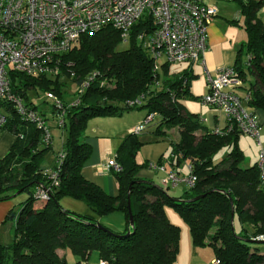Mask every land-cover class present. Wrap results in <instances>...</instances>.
Returning a JSON list of instances; mask_svg holds the SVG:
<instances>
[{"label":"trees","instance_id":"obj_1","mask_svg":"<svg viewBox=\"0 0 264 264\" xmlns=\"http://www.w3.org/2000/svg\"><path fill=\"white\" fill-rule=\"evenodd\" d=\"M233 1L245 15L248 35L234 67L246 80L242 55H252L247 68L253 79L246 88L250 93L246 103L264 109V21L258 16L264 0ZM154 28L151 16L145 15L132 27L125 49L118 48L124 41L121 31L111 25L85 33L74 47L58 55L59 70L55 77L10 72L12 92L21 94L34 107L38 106L29 95L30 90H52L63 99L61 75L71 76L78 86L93 73L97 75L80 96V103L66 110L61 128L65 134L61 151L65 156L60 183L52 188L48 199H38L35 187L52 183L48 173L51 168L43 166L51 145L44 141L41 129L34 123L21 121L13 105L4 101L11 115L2 129L14 132L17 141L0 158V201L18 191L27 192L28 197L18 213H10L16 219L14 238L7 245L0 241V264H70L60 252L65 249L79 255L81 260L97 251L101 259L112 264H174L180 249L181 228L168 217L167 206L176 208L184 218L193 244L212 247L220 264H264L262 243L251 240L264 233V188L258 160L246 166V155L239 143L242 133L236 127L224 134L215 133L202 124L199 114L186 109L183 97H202L190 90L191 70L167 78L165 87L159 89L161 74L155 70L154 57L138 41L141 32ZM170 64L164 63L166 73ZM137 98L142 103L130 105ZM52 109L55 112L53 105ZM133 109H146L147 114L155 112L159 117L158 134L164 133V127L179 128L180 140L173 142L170 154L160 157L156 164L164 165L165 158L175 171V167L189 160L198 180L186 198L172 196L168 191L171 186L139 176L147 164L136 159L142 145L136 133L125 137L115 156L122 166L121 171L111 172L119 182L117 195L108 194L82 173L92 154V145L85 140L88 122ZM223 149L227 151L217 159ZM198 195L200 198L189 200ZM65 196L84 201L95 215L65 209L61 205ZM115 211L125 215L123 231L98 219Z\"/></svg>","mask_w":264,"mask_h":264},{"label":"built area","instance_id":"obj_2","mask_svg":"<svg viewBox=\"0 0 264 264\" xmlns=\"http://www.w3.org/2000/svg\"><path fill=\"white\" fill-rule=\"evenodd\" d=\"M218 14V6L208 0H0V128L10 121L11 112L4 103H11L21 121L31 122L43 131L44 141L52 145L49 116L60 129L64 125L66 110L80 103V96L93 82L97 73L78 86L72 103H66L54 91L45 96L52 101L55 112L46 114L40 107H34L21 94L11 90V71L30 76L54 75L59 67L56 58L60 53L74 47L85 33H93L106 25L121 31L128 41L132 27L145 15H150L155 28L143 31L138 41L147 48L159 71V60L165 55L166 61L202 62L208 48V27ZM249 65L252 55L247 56ZM245 78L235 67H221L215 76L208 73V91L202 101L223 111L228 124L223 129H214L224 134L237 128L242 134L254 138L260 147L258 168L261 185L264 188V144L261 137V123L256 115L245 106L246 98L238 93L244 86ZM137 98L130 105L141 104ZM49 115V116H48ZM156 118L155 112L148 113L133 129L139 134ZM19 136L23 138V134ZM61 151L56 158V167L48 170L51 185L35 187L38 199H48L53 187L60 183L59 174L64 160ZM156 168H164L153 163ZM103 169L106 172L121 171L122 166L115 157ZM198 178L189 166L186 176L170 171L163 178L164 186H176L185 182L189 188L196 185ZM264 241V233L256 237ZM96 264H112L100 259ZM210 264H220L214 258Z\"/></svg>","mask_w":264,"mask_h":264},{"label":"crops","instance_id":"obj_3","mask_svg":"<svg viewBox=\"0 0 264 264\" xmlns=\"http://www.w3.org/2000/svg\"><path fill=\"white\" fill-rule=\"evenodd\" d=\"M208 1L215 3L218 6V14L208 27V48L205 54V64L199 61H188L189 67L187 69L191 70V73L194 75L196 70L195 64H201L205 72L206 84H208V73L211 76H215L217 70L221 67H234L240 47L248 39V35L244 27L245 15L241 13L240 7L236 1ZM258 16L262 19V21H264V5L258 10ZM196 75L199 74L195 73V76ZM248 87L249 84L247 85L245 81L244 86L238 89V93L244 98L247 96L246 88ZM196 96H203V94ZM205 106L206 107L203 113L195 112L199 114L202 124L209 130L225 128L228 124L226 114L223 111L207 104ZM245 106L256 115L261 123L262 129V127H264V109L250 107L247 105L246 100ZM38 107H40L46 114L53 112L52 107ZM146 114V109H133L126 110L119 116L96 117L88 122L85 140L92 145V154L83 165L82 173L87 179L100 185L110 195H117L119 193V182L113 173L106 172L103 167L116 156L120 144L125 140L126 136L133 133V129L144 119ZM156 118L146 129L138 134V139L142 142V145L137 153L136 159L139 163L147 164L139 171V176L141 178L150 179L155 181L158 185H163V178H165L168 172L173 171V168L167 163L165 158L172 150V143L178 142L181 138V134L178 127H164V133L158 134L156 132V128L158 126L157 122L159 121V117ZM61 133L63 148L65 134L62 129ZM198 133H201V131ZM16 141L17 135L14 132L8 128H0V158L5 157L10 152ZM52 141L53 144L54 140ZM52 147L53 146L51 145V148ZM223 150L220 151L223 152L222 155L227 151L226 149ZM162 156L165 157V164L162 165L164 168H156L151 165V163L157 162ZM245 162H247V160ZM55 163L53 165H49L44 159L43 166L46 168H53ZM254 163H256V161ZM254 163H248L246 166H250ZM189 166V160H185L180 166L175 167L174 170L180 175L186 176L189 173ZM189 189L190 188L185 182H180L176 186H171L168 191L172 196L184 199L187 195L191 194ZM68 198L73 197L65 196L61 199V202L64 201L65 207H79L81 209V211H78L79 213L95 215L92 209L84 201V203H82L83 205H81L77 201H72ZM170 208L171 207L167 206L166 212L170 220L175 221V215L169 211L171 210ZM98 219L103 224L117 231H123L126 227L125 215L121 211H115L104 216H98ZM180 227V249L174 264H210V262L216 258L214 249L210 246H195L193 244V239L192 243L187 241L186 243H183V226ZM185 232L187 236V229H185ZM60 252L66 256L70 264H96L101 259L97 251L92 252L87 260H81L80 256L72 253L70 249L60 250Z\"/></svg>","mask_w":264,"mask_h":264},{"label":"rangeland","instance_id":"obj_4","mask_svg":"<svg viewBox=\"0 0 264 264\" xmlns=\"http://www.w3.org/2000/svg\"><path fill=\"white\" fill-rule=\"evenodd\" d=\"M129 46L127 41H123L121 44L118 45L119 49H125ZM244 65L245 62L247 61V56L245 54L242 55ZM166 61L165 55L160 58L159 60V73L161 74V82L162 86L159 87V89H163L165 87V80L167 78H173L174 76L181 74L185 70L188 69L189 63L188 62H177V63H171L169 65V70L166 73L165 68H164V63ZM245 70H247V78H246V84H250V81L253 79L251 76V73L248 71L247 66H245ZM195 73H198L199 75L195 76L194 75L190 78V90L193 94L195 95H200V94H205L207 92L208 86L206 84V79H205V72L203 70V67L201 64L196 63L195 64ZM61 70V68H60ZM55 77L56 75H52ZM60 82H61V91L63 95V100L66 103H72L76 97L75 92L78 89L77 83L73 80V78L69 75H61L60 77ZM48 91V90H46ZM44 90L41 89H32L29 91V95L33 102L37 104V106H42L51 108L52 107V101L49 100L45 96ZM183 103L186 106V109L190 113H195V112H200L203 113L205 109V103L202 101L201 98H197L194 96H185L182 98ZM158 117V116H157ZM157 119V118H156ZM49 123H50V131L54 140V143L52 144V148H50L46 154H45V162L49 165H53L56 162L57 155L61 152L62 150V133L61 129L57 127L54 123L55 121L52 119L51 116H49ZM261 137L262 141L264 144V127L261 129ZM53 142V141H52ZM240 146L245 152L246 155V160L248 163H254L259 159L260 156V147L257 144L256 140L246 134L241 135L240 139ZM224 151V150H223ZM223 152H220L219 154L216 155V158L219 159L221 158ZM188 175V174H187ZM182 185V184H181ZM28 193L27 192H20L17 195L2 200L0 201V241L7 245L13 242L14 238V230H15V224H16V219L10 217V213L16 212L18 213L23 206L24 201L27 199ZM71 199L72 201H77L81 205L84 203L82 200H76L74 198H68ZM61 205L65 209H69L71 211H74L76 213H79L78 211H81L79 207H65L64 201L61 202ZM67 206V205H66ZM169 210L172 214L175 215V221H172L173 223L177 224L178 226H183V234H182V241L183 243L189 242L192 243V236L190 232V228L188 224L184 221V218L181 216V214L178 212V210L172 206ZM72 208V209H71ZM167 211V210H166ZM181 228V227H180ZM185 229H187V236ZM193 245V244H192ZM261 249L264 250V243L260 244ZM207 249H212V248H207Z\"/></svg>","mask_w":264,"mask_h":264},{"label":"water","instance_id":"obj_5","mask_svg":"<svg viewBox=\"0 0 264 264\" xmlns=\"http://www.w3.org/2000/svg\"><path fill=\"white\" fill-rule=\"evenodd\" d=\"M18 193H20V191H18L17 193H15V195H17ZM15 195H13V196H15ZM13 196H12V197H13ZM200 196H201V195H198V196H196V197H194V198H192V199H189V200H196V199L200 198ZM231 203H232V214H234V202H233V200H231ZM128 207H129V211H130V213H131V211H132V207H131L130 194H129V205H128ZM131 223H132V225H133V223H134L132 214H131ZM251 240L257 241L258 243H264V241H262V240H258V239H257V240H256V239H251Z\"/></svg>","mask_w":264,"mask_h":264}]
</instances>
